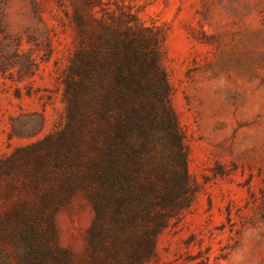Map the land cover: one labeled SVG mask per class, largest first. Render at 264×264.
Wrapping results in <instances>:
<instances>
[{
  "label": "rangeland",
  "instance_id": "1",
  "mask_svg": "<svg viewBox=\"0 0 264 264\" xmlns=\"http://www.w3.org/2000/svg\"><path fill=\"white\" fill-rule=\"evenodd\" d=\"M136 24L160 40L196 190L147 264H264V0H0V61L9 66L0 70V161L37 145L51 159L73 60L101 27ZM23 160L0 163V194L15 186L13 200L34 164ZM94 217L82 193L55 212L71 264L89 262ZM2 246L0 264H18Z\"/></svg>",
  "mask_w": 264,
  "mask_h": 264
},
{
  "label": "trees",
  "instance_id": "2",
  "mask_svg": "<svg viewBox=\"0 0 264 264\" xmlns=\"http://www.w3.org/2000/svg\"><path fill=\"white\" fill-rule=\"evenodd\" d=\"M80 55L70 66L66 126L51 136V159L37 145L0 161L34 162L18 199L15 186L0 194V245L8 262L71 264L53 218L67 197L82 193L95 212L88 264H147L196 197L160 40L142 25H105Z\"/></svg>",
  "mask_w": 264,
  "mask_h": 264
}]
</instances>
